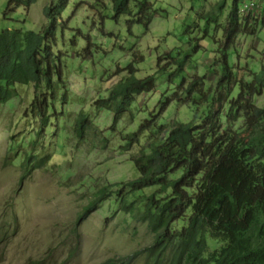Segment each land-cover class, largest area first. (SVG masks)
<instances>
[{
    "label": "rangeland",
    "instance_id": "1",
    "mask_svg": "<svg viewBox=\"0 0 264 264\" xmlns=\"http://www.w3.org/2000/svg\"><path fill=\"white\" fill-rule=\"evenodd\" d=\"M149 1L157 11L149 28L135 24L130 29L128 16L115 20L110 1L69 0L59 19L54 47L65 81L60 94L65 92L67 101L56 103L57 118L52 117L53 127L47 133L38 134L41 121L28 113L36 92L33 84L17 85V95L0 104V220L13 223L12 217L17 216L16 234L1 246L0 264H26L48 254L58 264L65 260L66 264H102L140 249L150 240L151 234L138 217L123 210L121 194L115 193L87 218H78L99 189L137 178L133 157L148 147L152 136H161L159 131L144 130L139 146L129 145L125 134L137 132L167 98L157 125L166 128L170 122H189L194 117L195 107L185 99V88L196 76L204 77L207 84L217 83L222 65L217 56L226 41L229 6L207 26L205 34L202 17L215 13L221 0ZM9 2L0 0V31L41 32L49 23L44 8L57 0H37L29 10L20 6L12 8L13 12L8 10ZM254 24L253 35H240L226 50L229 61L241 67L238 75L246 78L250 70L258 72L264 64V24L262 20ZM193 48L195 52H191ZM170 51L175 56L189 51L192 58L185 77L168 84L173 67L157 71L159 66L170 65L164 60ZM131 63L137 78L155 74L157 86L138 97L132 113L113 126L112 112L98 109L94 102L105 98L116 82L129 75L127 71L116 73ZM255 103L264 107V92ZM80 111L88 113L94 128L84 140L74 133ZM30 154L48 157V162L23 178L22 164ZM154 190L128 199L135 201ZM130 264H144V260L138 257Z\"/></svg>",
    "mask_w": 264,
    "mask_h": 264
},
{
    "label": "trees",
    "instance_id": "2",
    "mask_svg": "<svg viewBox=\"0 0 264 264\" xmlns=\"http://www.w3.org/2000/svg\"><path fill=\"white\" fill-rule=\"evenodd\" d=\"M106 1L112 3L116 21L123 15L129 17L130 29L135 24L148 29L157 14L149 0ZM36 2L10 0L8 10L13 12L14 7L20 6L29 10ZM239 3L240 0H221L215 13L202 17L207 34V26L229 6L226 41L217 56V62H222L217 83L207 84L204 77L196 76L185 88V99L195 107L194 117L189 122H170L166 128L158 126L156 122L165 110L167 98L158 113L151 114L152 118L142 123L137 132L125 134L129 145L141 146L144 130L161 132L133 157L139 176L99 189L80 214L78 221L97 211L115 193L121 194L123 210L133 214V218L137 216L151 234L142 248L108 258L102 264H130L138 257L143 258L144 264H264V107L255 103L264 92V64L258 72L250 70L246 78L238 75L241 67L226 55L240 35H253V23L262 20L264 24V17H242ZM68 5L69 0L47 5L44 15L49 23L41 32L15 28L0 31V104L17 95V85L33 84L36 92L28 113L41 121L38 134L53 127L56 103L67 101L66 93L60 94L65 81L54 47L59 19ZM191 52L182 56L168 52L164 60L170 65L159 66L157 73L173 67L168 84L179 76L183 79ZM124 71L129 75L116 82L105 98L94 102L98 109L112 112L113 126L132 113L138 97L157 86L155 74L137 78L134 63L126 69L118 68L116 74ZM92 130L88 113L80 111L74 122L76 137L84 140ZM47 162L48 157L30 154L22 164L23 178ZM149 188L155 190L129 201L128 197H137ZM16 217H12L13 223L0 220V249L16 234ZM71 232L77 234L76 229ZM56 262L48 254L29 259L26 264Z\"/></svg>",
    "mask_w": 264,
    "mask_h": 264
},
{
    "label": "built area",
    "instance_id": "3",
    "mask_svg": "<svg viewBox=\"0 0 264 264\" xmlns=\"http://www.w3.org/2000/svg\"><path fill=\"white\" fill-rule=\"evenodd\" d=\"M241 13L244 15H261L264 13V0H240Z\"/></svg>",
    "mask_w": 264,
    "mask_h": 264
},
{
    "label": "clouds",
    "instance_id": "4",
    "mask_svg": "<svg viewBox=\"0 0 264 264\" xmlns=\"http://www.w3.org/2000/svg\"><path fill=\"white\" fill-rule=\"evenodd\" d=\"M239 6H240V8H241V4L239 3ZM239 8V11H240V15L242 16V17H252V18H258V19H261V18H263L264 17V13H262L260 16L259 15H251V14H249V15H244V14H242L241 13V9Z\"/></svg>",
    "mask_w": 264,
    "mask_h": 264
}]
</instances>
